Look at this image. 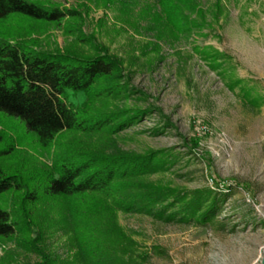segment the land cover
I'll use <instances>...</instances> for the list:
<instances>
[{
    "label": "trees",
    "instance_id": "obj_1",
    "mask_svg": "<svg viewBox=\"0 0 264 264\" xmlns=\"http://www.w3.org/2000/svg\"><path fill=\"white\" fill-rule=\"evenodd\" d=\"M87 1L107 10L121 2L130 11L127 0ZM215 6L213 20L220 21L224 6L221 0ZM84 7V2L62 9L52 0H0V114L21 119L52 156L50 164L32 163L23 157L22 140L0 127V201L6 205H0V242L15 241L41 258L28 264H147L149 253L121 225L120 212L207 224L228 195L219 194L217 177L211 178L213 188L192 191L150 179L171 168L173 149L123 148L118 134L144 116L159 111L172 123L156 105L130 102L133 96L139 101L150 96L132 84L117 55L95 35H85ZM210 12L199 0H159L141 17L156 38L150 46L160 51L163 42L207 35ZM51 25L63 26L95 54L38 49L34 36ZM194 50L217 69L219 49L198 45ZM82 93L83 103L74 104L71 95ZM201 141L192 138L188 144L196 149ZM3 157L16 164L5 165ZM50 228L67 236L74 250L70 258L53 256L45 247ZM13 260L9 254L0 264Z\"/></svg>",
    "mask_w": 264,
    "mask_h": 264
},
{
    "label": "rangeland",
    "instance_id": "obj_2",
    "mask_svg": "<svg viewBox=\"0 0 264 264\" xmlns=\"http://www.w3.org/2000/svg\"><path fill=\"white\" fill-rule=\"evenodd\" d=\"M62 9L77 8L81 2L86 36L95 35L117 55L130 72L132 84L150 97L131 103L153 104L162 109L144 116L140 122L118 134L124 149H173L176 154L169 170L150 176L183 191L214 187L228 196L216 218L207 224L193 221L164 222L147 214L119 213V222L149 253L147 264H261L264 256V0H221L220 21L213 20L217 0H199L209 11L207 35L198 33L175 43L156 41L146 31L143 9L159 0H127L105 9L85 0H52ZM38 49L46 52L75 50L94 55L87 42L64 33L63 26L51 25L48 32L34 36ZM198 45L222 52L214 69L194 50ZM142 97V96H141ZM74 104L84 94L71 95ZM0 127L14 139L22 140L23 157L40 166L52 156L38 145L36 135L25 123L0 114ZM158 130V131H157ZM202 139L200 147L188 144ZM12 167L15 159L3 157ZM229 186V187H228ZM230 188V189H227ZM229 190V191H228ZM224 192V193H223ZM0 205H6L0 201ZM45 247L53 256L68 259L73 254L64 232L50 228ZM14 264L41 261L15 241L0 242V261L9 255Z\"/></svg>",
    "mask_w": 264,
    "mask_h": 264
},
{
    "label": "water",
    "instance_id": "obj_3",
    "mask_svg": "<svg viewBox=\"0 0 264 264\" xmlns=\"http://www.w3.org/2000/svg\"><path fill=\"white\" fill-rule=\"evenodd\" d=\"M261 264H264V256H263V258H262Z\"/></svg>",
    "mask_w": 264,
    "mask_h": 264
}]
</instances>
